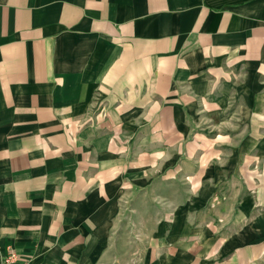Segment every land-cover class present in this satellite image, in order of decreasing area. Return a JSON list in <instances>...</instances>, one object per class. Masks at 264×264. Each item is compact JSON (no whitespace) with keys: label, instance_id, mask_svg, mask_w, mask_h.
I'll return each mask as SVG.
<instances>
[{"label":"crops","instance_id":"crops-1","mask_svg":"<svg viewBox=\"0 0 264 264\" xmlns=\"http://www.w3.org/2000/svg\"><path fill=\"white\" fill-rule=\"evenodd\" d=\"M264 264V0H0V264Z\"/></svg>","mask_w":264,"mask_h":264},{"label":"built area","instance_id":"built-area-1","mask_svg":"<svg viewBox=\"0 0 264 264\" xmlns=\"http://www.w3.org/2000/svg\"><path fill=\"white\" fill-rule=\"evenodd\" d=\"M19 262V256L14 250H9L7 256L5 257L3 264H17Z\"/></svg>","mask_w":264,"mask_h":264}]
</instances>
